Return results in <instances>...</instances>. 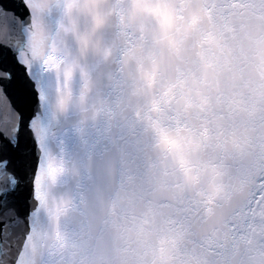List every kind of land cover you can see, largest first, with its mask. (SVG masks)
Returning <instances> with one entry per match:
<instances>
[{
    "label": "snow or ice",
    "instance_id": "1",
    "mask_svg": "<svg viewBox=\"0 0 264 264\" xmlns=\"http://www.w3.org/2000/svg\"><path fill=\"white\" fill-rule=\"evenodd\" d=\"M250 95L264 0H0V264H106L88 239L122 226L112 191L156 166L137 129L191 175ZM250 233L226 264H264Z\"/></svg>",
    "mask_w": 264,
    "mask_h": 264
},
{
    "label": "water",
    "instance_id": "2",
    "mask_svg": "<svg viewBox=\"0 0 264 264\" xmlns=\"http://www.w3.org/2000/svg\"><path fill=\"white\" fill-rule=\"evenodd\" d=\"M230 135L226 150L201 149L189 175L150 148L148 127L138 128L156 166L135 181L134 195L112 191L123 224L99 243L88 239L95 257L106 264H226L236 241L264 232V102L250 95Z\"/></svg>",
    "mask_w": 264,
    "mask_h": 264
},
{
    "label": "clouds",
    "instance_id": "3",
    "mask_svg": "<svg viewBox=\"0 0 264 264\" xmlns=\"http://www.w3.org/2000/svg\"><path fill=\"white\" fill-rule=\"evenodd\" d=\"M251 233L249 232V233H247V235H250ZM261 235H264V232H261Z\"/></svg>",
    "mask_w": 264,
    "mask_h": 264
}]
</instances>
